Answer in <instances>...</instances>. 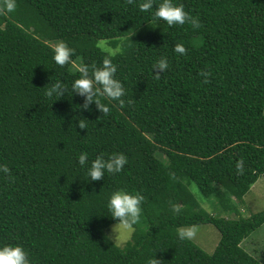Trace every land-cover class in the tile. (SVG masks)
<instances>
[{
  "label": "trees",
  "instance_id": "obj_1",
  "mask_svg": "<svg viewBox=\"0 0 264 264\" xmlns=\"http://www.w3.org/2000/svg\"><path fill=\"white\" fill-rule=\"evenodd\" d=\"M161 2L140 12L139 0H15L6 12L0 0V164L10 169L0 173V245L22 244L31 264H264L246 246L264 209L238 210L264 176V0H175L199 28L154 19ZM56 41L75 49L64 66L52 60ZM162 55L169 67L156 76ZM104 58L126 90L106 116L70 91L81 67ZM56 81L67 93L53 101L44 92ZM80 152H122L127 163L87 182ZM117 188L144 196L123 246L101 216ZM205 223L220 232L212 253L177 239L179 227Z\"/></svg>",
  "mask_w": 264,
  "mask_h": 264
},
{
  "label": "clouds",
  "instance_id": "obj_2",
  "mask_svg": "<svg viewBox=\"0 0 264 264\" xmlns=\"http://www.w3.org/2000/svg\"><path fill=\"white\" fill-rule=\"evenodd\" d=\"M131 3L132 0H129ZM154 0H139L137 7L140 12H147L153 9ZM15 7V0H5L3 10L11 12ZM154 19H159L168 26H182L190 23L193 28L201 26L200 21L193 17L184 9L182 3L175 0H162L161 3L155 6L151 11ZM175 53L183 55L186 51L182 44L177 43L173 47ZM75 49L69 47L64 42H60L53 49L52 60L59 66H64L71 62ZM169 67V60L166 56H160L152 64V72L159 76L164 73ZM117 65L109 58H104L99 65L93 64L91 67H81L80 75L71 83L70 91L83 97V104L79 107L84 110H91L90 105L95 107L106 116L110 112L109 105L112 102L123 106L125 104L124 97L126 90L123 82L117 78ZM205 77L207 73H202ZM45 89L44 95L47 98L56 101L62 95L67 93V89L60 81L50 82ZM131 103V100H128ZM78 126L81 129H86V126L81 121H78ZM78 165L84 169L87 177V182L97 181L104 178L105 174L120 173L127 163V156L120 153H111L107 157L104 154H98L95 158L90 159L87 152H80L76 156ZM236 170L238 173L243 172V161H237ZM0 173L5 178L9 177L10 169L6 164H0ZM144 196L138 191H129L126 189H114L110 192L106 201V208L110 215L108 216L116 221L114 229L119 226L122 230L130 229L134 225L142 212V203ZM172 212H179V206L172 205ZM196 232L195 226L181 227L177 229V239L191 240ZM0 264H31L29 252L20 243H7L0 245ZM146 264H161L156 256L146 260Z\"/></svg>",
  "mask_w": 264,
  "mask_h": 264
},
{
  "label": "rangeland",
  "instance_id": "obj_3",
  "mask_svg": "<svg viewBox=\"0 0 264 264\" xmlns=\"http://www.w3.org/2000/svg\"><path fill=\"white\" fill-rule=\"evenodd\" d=\"M62 41H56L54 43V46ZM104 44L107 46V42L105 40H100L99 45L104 47ZM108 48V47H107ZM109 49V48H108ZM112 51H115V49H110ZM193 190L198 194V190L195 186H193ZM199 200L203 202V206L211 211L216 213L215 208L213 207V204H217L216 200L213 198H204L200 197ZM205 201V202H204ZM237 202V200L235 199ZM264 209V176L260 177L251 187L249 192L243 197V200L241 203L238 204V210H240L242 216H250L253 213L259 212ZM224 216H229L228 214L222 212ZM236 216V215H234ZM115 224H112L109 228L108 234L109 236L119 245H124V243L129 240L132 236L133 230L136 228L135 226H131L130 229L122 230L119 226L114 229ZM187 226H195L196 232L191 240H193L198 246H200L203 250H205L208 253H212L217 246L219 239H220V232L215 227V225L211 223H205V224H195V225H184L181 227H187ZM179 227V228H181ZM260 230L258 232H254L256 234L253 235L248 241L246 246L251 250V252H255L258 257L261 258V252L264 250H261L264 248V224L259 228ZM257 248V251L255 250ZM261 250V251H260ZM260 251V253L258 252ZM259 254H258V253Z\"/></svg>",
  "mask_w": 264,
  "mask_h": 264
}]
</instances>
